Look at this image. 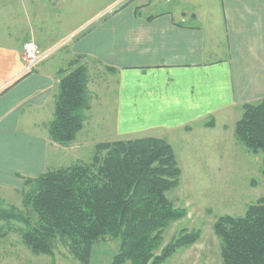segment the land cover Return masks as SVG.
I'll return each mask as SVG.
<instances>
[{
    "label": "crops",
    "instance_id": "0c3cea01",
    "mask_svg": "<svg viewBox=\"0 0 264 264\" xmlns=\"http://www.w3.org/2000/svg\"><path fill=\"white\" fill-rule=\"evenodd\" d=\"M121 1L91 11L74 0H0V197H16L59 156L75 160L74 146H96L98 103L100 126L120 139L105 142L155 137L173 148L197 130L234 132L242 107L264 99V0ZM31 40L44 51L70 42L59 64L48 59L16 80ZM74 58L89 63L92 106L76 143L62 148L49 125ZM208 121L214 129L202 126ZM133 134L141 136L122 139Z\"/></svg>",
    "mask_w": 264,
    "mask_h": 264
},
{
    "label": "trees",
    "instance_id": "16d2710c",
    "mask_svg": "<svg viewBox=\"0 0 264 264\" xmlns=\"http://www.w3.org/2000/svg\"><path fill=\"white\" fill-rule=\"evenodd\" d=\"M88 83L86 66L62 71L49 125L55 144L68 147L83 130L91 105ZM242 109L235 137L249 151L264 155V99ZM181 175L175 152L164 139L99 143L90 163L78 161L24 179L23 211L6 208L0 197V222L24 224L22 242L36 256H53L61 243L80 264H90L95 244L109 237L119 242L111 264H163L196 241V235L185 236L158 254L164 231L185 216L168 199ZM214 228L222 242V264H264V198L243 217L219 218Z\"/></svg>",
    "mask_w": 264,
    "mask_h": 264
},
{
    "label": "rangeland",
    "instance_id": "374dc122",
    "mask_svg": "<svg viewBox=\"0 0 264 264\" xmlns=\"http://www.w3.org/2000/svg\"><path fill=\"white\" fill-rule=\"evenodd\" d=\"M74 1L84 3V7L90 5L92 11L95 5L109 7L112 4H117L119 0ZM128 2L131 3L133 0H123L119 4L123 5ZM15 9L19 11V3ZM80 16L83 18L84 15L81 14ZM1 29L6 34H15L11 28L1 27ZM69 42L67 40L62 42L56 47V50H54L55 48L40 50L46 53L53 51L46 60L53 58L52 64H59L64 59V55L66 57L64 50ZM58 53L60 56L55 57ZM79 65L86 66L87 69L90 67L88 62L74 58L64 65L65 68L62 71H70ZM88 76L90 77L89 73ZM106 78L109 79L108 76ZM90 103L91 109L92 102ZM100 106L106 109L105 106L98 103L93 109V115L89 114L92 120V131L89 139L97 140L98 144L106 140H120L110 135L108 127L100 126L98 122ZM89 111L86 112V116ZM210 122L208 121L202 126L205 129H214L215 123L213 127L205 126ZM190 130L188 129V131ZM138 136L141 135H128L122 139H133L138 138ZM77 146L73 148L75 149L73 156L75 160L70 155L59 156V163L48 165L38 177L60 168H67L78 161L90 163L94 156L95 146L81 152ZM173 149L182 175L178 188L168 193V199L175 208L184 210L185 216L173 222L164 231L163 242L158 254L172 242L185 236L196 235V241L192 245L180 248L163 264H222V242L215 233V224L223 216L243 217L250 206L264 198V155L255 154L239 143L231 127H224L221 131H204V133L202 130H197L185 140L174 141ZM1 198L6 208L13 206L23 211L22 191L11 199ZM30 216L33 217V221H36L34 215L31 214ZM24 229L25 225L20 222H0V233L4 235L0 238V264H80L67 246L61 243L57 244L51 257L32 254L21 239L20 232ZM118 246L119 242L109 237L99 241L94 246L90 264H111Z\"/></svg>",
    "mask_w": 264,
    "mask_h": 264
},
{
    "label": "built area",
    "instance_id": "2783aa9c",
    "mask_svg": "<svg viewBox=\"0 0 264 264\" xmlns=\"http://www.w3.org/2000/svg\"><path fill=\"white\" fill-rule=\"evenodd\" d=\"M56 49L57 48H55L54 50ZM52 52H43L34 42L25 43L22 48L23 69L21 73L16 77V80L24 78L33 73L42 64V62H44L49 57Z\"/></svg>",
    "mask_w": 264,
    "mask_h": 264
}]
</instances>
